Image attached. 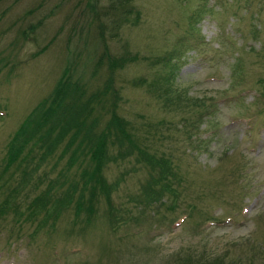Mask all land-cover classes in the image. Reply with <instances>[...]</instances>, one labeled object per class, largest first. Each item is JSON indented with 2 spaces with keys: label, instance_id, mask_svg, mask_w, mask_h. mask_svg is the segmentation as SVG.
I'll return each instance as SVG.
<instances>
[{
  "label": "rangeland",
  "instance_id": "1",
  "mask_svg": "<svg viewBox=\"0 0 264 264\" xmlns=\"http://www.w3.org/2000/svg\"><path fill=\"white\" fill-rule=\"evenodd\" d=\"M89 2L0 0V203L23 186L22 211L54 180L74 179L75 169L60 175L65 158L9 166L8 146L66 67L90 90L102 87L107 50L124 59L113 88L131 127L125 149L136 148L104 170L117 183L119 221L111 226L101 202L92 227L81 231L70 210L55 231L35 233L10 213L0 219V264H264V0H128L129 22L105 17L100 33L95 14L109 3ZM171 76L188 99L179 108L132 85ZM189 103L212 111L197 129ZM165 159L179 175L176 204L170 195L148 205Z\"/></svg>",
  "mask_w": 264,
  "mask_h": 264
},
{
  "label": "trees",
  "instance_id": "2",
  "mask_svg": "<svg viewBox=\"0 0 264 264\" xmlns=\"http://www.w3.org/2000/svg\"><path fill=\"white\" fill-rule=\"evenodd\" d=\"M106 1L109 3L108 10L99 7L95 14L98 19L99 33L105 27L103 22L105 17H110L114 22L117 21L115 25L117 27L129 22V12L126 10L129 7L128 0ZM100 4V0L89 2L92 8ZM35 27L31 26L30 32H34ZM101 56L106 57L109 71L108 78L103 82L102 87L90 90L89 83L83 82L66 67L52 94L37 104L20 125L8 146L7 165L11 166L18 161L20 165L29 166V162L37 160L36 166H39L47 159L55 157L57 159L54 163L55 167L58 161L65 158V169L60 172V175L65 179L64 173L75 169L74 179L54 180L43 190L41 197L23 206L22 211L20 204H15L16 193L23 188L20 186L9 192V198L6 197L0 203V219L12 213L16 222L24 218L26 222L35 223V233L49 232L56 230L63 212L71 210L73 224L75 226L81 224L79 229L82 231L85 227H92L101 211L99 205L104 202L107 205V210L103 209L104 218L108 217L111 226L119 221L113 213L114 210L111 209V196L117 188V183L110 185L103 177L104 170L108 164L115 162L118 158L122 160L130 156L136 148L125 149L127 147L125 141L132 142L127 132L131 127L130 123L122 119L117 112L121 98L113 88L115 71L123 68L124 59L111 56L107 50H104ZM100 61L95 64V67L99 66ZM170 73L173 75V70ZM172 78L173 76L158 78L160 82L150 83L138 78L133 80L132 85L136 87L145 84L156 94V98L162 101L163 107L179 108L188 103V99L172 88ZM191 105L197 110L198 119L194 120L190 126L197 129V125L212 111L211 109L202 111L203 104ZM114 149L116 151H113ZM19 157H21L20 160H17ZM167 160L163 161L164 166L159 171L160 175L153 179L155 188L145 194L148 205L160 202L163 197H170V195L174 197V204L171 206L174 207L176 204L177 192L172 184L179 181V175L172 171V162ZM25 176L28 180L29 176L27 174ZM169 176L172 177L171 180ZM27 180L22 177V185ZM156 184H159L158 188ZM60 189H63V196L52 197Z\"/></svg>",
  "mask_w": 264,
  "mask_h": 264
}]
</instances>
